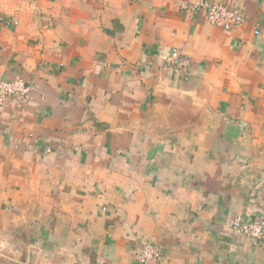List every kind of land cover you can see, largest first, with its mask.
Here are the masks:
<instances>
[{
    "label": "crops",
    "instance_id": "obj_1",
    "mask_svg": "<svg viewBox=\"0 0 264 264\" xmlns=\"http://www.w3.org/2000/svg\"><path fill=\"white\" fill-rule=\"evenodd\" d=\"M179 1L2 8L0 81L31 90L0 110V264H264L231 230L264 214V0H205L232 35Z\"/></svg>",
    "mask_w": 264,
    "mask_h": 264
},
{
    "label": "built area",
    "instance_id": "obj_2",
    "mask_svg": "<svg viewBox=\"0 0 264 264\" xmlns=\"http://www.w3.org/2000/svg\"><path fill=\"white\" fill-rule=\"evenodd\" d=\"M177 6L191 20H194L200 14H204L209 24L220 28L227 35H232L234 31L240 29L246 20L240 9L228 7L224 3L205 0L193 3L180 0ZM260 33V29L255 31V35H260ZM191 67V57L180 48H173L165 62V68L170 69L177 75H186ZM30 90L31 87L23 79L0 81V110L7 99L27 97ZM231 230L233 234L243 236L258 244L264 241V214L256 221H247L239 216L231 223ZM138 262L139 264H166L161 250L147 241L144 242L139 253Z\"/></svg>",
    "mask_w": 264,
    "mask_h": 264
},
{
    "label": "rangeland",
    "instance_id": "obj_3",
    "mask_svg": "<svg viewBox=\"0 0 264 264\" xmlns=\"http://www.w3.org/2000/svg\"><path fill=\"white\" fill-rule=\"evenodd\" d=\"M46 3V0H0V15L4 14V11L2 10V8H8L11 7L12 5H16V6H20L19 8H21L22 6L26 5V4H30V5H35L36 9L42 7L43 3Z\"/></svg>",
    "mask_w": 264,
    "mask_h": 264
}]
</instances>
